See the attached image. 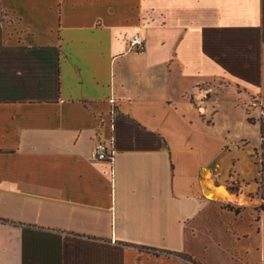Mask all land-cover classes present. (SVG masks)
Listing matches in <instances>:
<instances>
[{
	"label": "crops",
	"instance_id": "crops-1",
	"mask_svg": "<svg viewBox=\"0 0 264 264\" xmlns=\"http://www.w3.org/2000/svg\"><path fill=\"white\" fill-rule=\"evenodd\" d=\"M1 12L0 264H192L139 247L194 258L182 246L214 204L212 166L254 177L253 151L236 146L244 122L215 84L250 99L234 93L232 109L264 108V0H0ZM97 141L111 161L89 160Z\"/></svg>",
	"mask_w": 264,
	"mask_h": 264
},
{
	"label": "rangeland",
	"instance_id": "rangeland-1",
	"mask_svg": "<svg viewBox=\"0 0 264 264\" xmlns=\"http://www.w3.org/2000/svg\"><path fill=\"white\" fill-rule=\"evenodd\" d=\"M2 15L1 12L0 19H3ZM215 85L219 88H229L225 89L221 95L222 105L228 106L224 109L225 116H228L232 122H244L243 130L242 127L239 129L245 137L237 141L236 146L238 148L246 146L252 151L257 149L259 146L258 128L257 125L247 124L246 114L257 120L264 115V108H261L258 100L253 98L247 107H243L244 112L239 108L232 109L229 105L235 102L234 93L238 95V98H249L241 94L240 90L233 87L231 89L225 83ZM205 122L208 125L212 123L210 115L205 118ZM223 136L226 137L224 134ZM250 154L252 156L253 152ZM254 162L252 156L250 163L254 165L255 177L258 168ZM250 167L251 164L227 168H219L216 164L212 166L211 169L215 174L214 182L221 184L218 188H212L214 204L208 208L204 221L196 228L192 226L191 230H194L195 236L191 238V242L182 246V249H186V253L192 255L201 264H264V211H254L255 207L260 204L258 199L250 197L255 190L252 182L254 177L248 180L244 178V176L248 177ZM211 173L208 174V178L212 175ZM241 180L247 185L242 184L239 192L234 194L226 190L227 185H233ZM222 190H225L228 195L221 194ZM224 205L239 207L240 214L234 215L222 209Z\"/></svg>",
	"mask_w": 264,
	"mask_h": 264
},
{
	"label": "trees",
	"instance_id": "trees-1",
	"mask_svg": "<svg viewBox=\"0 0 264 264\" xmlns=\"http://www.w3.org/2000/svg\"><path fill=\"white\" fill-rule=\"evenodd\" d=\"M264 112V111H263ZM246 122L249 125H257L258 128V134H259V146L257 149L253 150V158L255 160L254 164L257 166V174L253 178L252 182L255 185L254 192L250 195L251 198H256L260 201V204L255 207L254 211L262 212L264 211V115L259 117L257 120L249 117L248 114H246ZM245 183L243 180L236 182L235 184L227 185L226 190L229 193L236 194L240 191L241 185ZM222 209H225L226 211H229L233 213L234 215L240 214V208L239 207H233L230 205H224L222 206ZM141 250L148 251L152 255H166V256H174L178 257L180 259H183L185 261H188L192 264H201L199 261L195 260L189 255L177 253V252H170V251H164V250H157L153 248H146V247H139Z\"/></svg>",
	"mask_w": 264,
	"mask_h": 264
},
{
	"label": "built area",
	"instance_id": "built-area-1",
	"mask_svg": "<svg viewBox=\"0 0 264 264\" xmlns=\"http://www.w3.org/2000/svg\"><path fill=\"white\" fill-rule=\"evenodd\" d=\"M143 48L142 37L138 33L134 34L129 42V49L131 51H142ZM89 160L92 162L111 161L112 152L110 143L97 141L89 154Z\"/></svg>",
	"mask_w": 264,
	"mask_h": 264
},
{
	"label": "bare ground",
	"instance_id": "bare-ground-1",
	"mask_svg": "<svg viewBox=\"0 0 264 264\" xmlns=\"http://www.w3.org/2000/svg\"><path fill=\"white\" fill-rule=\"evenodd\" d=\"M221 194L228 195V193H227L225 190H222V191H221ZM207 197H208L209 199H212V198H213V194L208 192V193H207Z\"/></svg>",
	"mask_w": 264,
	"mask_h": 264
}]
</instances>
